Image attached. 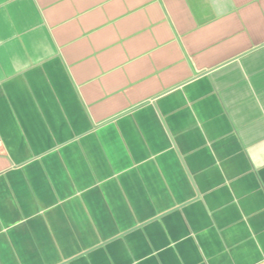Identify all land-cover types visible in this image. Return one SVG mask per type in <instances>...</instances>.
<instances>
[{"label": "crops", "instance_id": "0c3cea01", "mask_svg": "<svg viewBox=\"0 0 264 264\" xmlns=\"http://www.w3.org/2000/svg\"><path fill=\"white\" fill-rule=\"evenodd\" d=\"M0 264H264V0H0Z\"/></svg>", "mask_w": 264, "mask_h": 264}]
</instances>
